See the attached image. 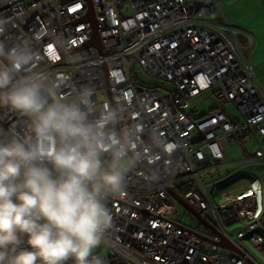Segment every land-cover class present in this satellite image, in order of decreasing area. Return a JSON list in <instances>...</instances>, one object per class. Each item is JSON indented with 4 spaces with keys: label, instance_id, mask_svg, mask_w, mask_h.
Here are the masks:
<instances>
[{
    "label": "built area",
    "instance_id": "obj_1",
    "mask_svg": "<svg viewBox=\"0 0 264 264\" xmlns=\"http://www.w3.org/2000/svg\"><path fill=\"white\" fill-rule=\"evenodd\" d=\"M88 4L97 45L90 44L92 22L83 18ZM238 32L218 0H0V41L33 53L21 74L41 78L89 121L111 117L99 158L109 168L110 145L118 141L123 180L103 198L112 223L104 253L95 251L108 264H259L241 239L264 256V190L255 170L264 171V90L252 48L242 47ZM208 89L213 104L195 115L198 105L190 109L189 99ZM14 139L32 141L30 120L0 105V142ZM221 139L246 154L226 158ZM233 163L237 171L220 178L241 173L243 180L220 189L224 200L214 205L202 194V177ZM168 189L238 252L216 245L203 224H183L194 216L176 209ZM237 221L240 229H225Z\"/></svg>",
    "mask_w": 264,
    "mask_h": 264
},
{
    "label": "clouds",
    "instance_id": "obj_2",
    "mask_svg": "<svg viewBox=\"0 0 264 264\" xmlns=\"http://www.w3.org/2000/svg\"><path fill=\"white\" fill-rule=\"evenodd\" d=\"M32 58L29 47L0 41V105L25 114L33 136L0 142V264H105L95 251L112 223L103 198L123 180L118 141L109 168L99 158L111 117L89 121L21 74Z\"/></svg>",
    "mask_w": 264,
    "mask_h": 264
},
{
    "label": "rangeland",
    "instance_id": "obj_3",
    "mask_svg": "<svg viewBox=\"0 0 264 264\" xmlns=\"http://www.w3.org/2000/svg\"><path fill=\"white\" fill-rule=\"evenodd\" d=\"M219 5L223 11V14L227 22L235 27L236 29H241L246 31L251 35L250 37H245L244 40L239 37L240 34H237L238 39L242 47H251L250 52L251 66L254 71V74L261 85L264 82V10L258 7V2L260 0H218ZM256 38V41L254 39ZM247 40V41H246ZM166 88H170L169 83H164ZM212 89L204 91L201 95L195 96L189 99V108L193 109L194 106L198 105V109L194 112L195 115L200 114L203 110H207L212 106L213 101L211 100ZM229 106V105H227ZM220 147L226 158H238L246 154L243 150L242 145L238 143H228L226 140L221 139L219 141ZM246 147L248 151H253L255 148V143L252 139H248L246 142ZM125 163V162H124ZM238 164L233 163L225 166L223 171H213L210 174L202 177L201 182L205 184V188L202 191V194L207 196L214 205L222 204L223 198H219L217 192L220 189H229L237 186L242 182L243 179H240L241 173H237L233 177H226L221 179L222 172H230L232 170L237 171ZM259 172V176L263 182L264 190V171L255 169ZM235 171V172H236ZM175 191L178 194H182L178 187L175 188ZM176 209L183 215L192 214L185 207L176 203ZM183 224L190 226L191 228L200 227L202 223L195 218L191 220H184ZM242 222L237 221L229 225H225V229L228 232L237 231L242 227ZM204 235L211 238L213 236L212 232L207 228L204 230ZM244 246H246L249 251L257 258V260L264 264V256L258 252L252 243L249 240H242ZM104 248L103 242L98 246V249L101 251ZM105 264H108L105 262Z\"/></svg>",
    "mask_w": 264,
    "mask_h": 264
},
{
    "label": "water",
    "instance_id": "obj_4",
    "mask_svg": "<svg viewBox=\"0 0 264 264\" xmlns=\"http://www.w3.org/2000/svg\"><path fill=\"white\" fill-rule=\"evenodd\" d=\"M85 19L89 20L90 22H92L93 24V34H92V39L90 41V44H94L97 45V32H96V26H95V22L93 20V14H92V10H91V6L90 4H88V9H87V13L84 15ZM168 193L172 196L173 199H175L180 205H182L183 207H185L188 211H190L192 213L193 216H195L196 219H198L209 231L212 232L213 235L216 236V239H212L213 242L223 248H227L230 249L232 251H236L238 252L236 246L229 240H227L226 238H224L208 221H206L204 218L201 217V215L195 211H193L191 208H189L183 201L182 197L179 196L175 191H173L172 189H168Z\"/></svg>",
    "mask_w": 264,
    "mask_h": 264
},
{
    "label": "crops",
    "instance_id": "obj_5",
    "mask_svg": "<svg viewBox=\"0 0 264 264\" xmlns=\"http://www.w3.org/2000/svg\"><path fill=\"white\" fill-rule=\"evenodd\" d=\"M261 2H258V7H259V10L260 9H263L264 10V0H260ZM239 30H241V29H239ZM242 32H244V33H246L247 35H249L250 37H251V35L249 34V33H247L246 31H243V30H241ZM242 32H238L237 34H240L241 36H239L241 39H242V41H245L244 40V38L246 37V35H244ZM249 36H247V37H249ZM253 37V36H252ZM251 37V38H252ZM237 38H238V36H237ZM254 39V38H253ZM255 41H256V38L254 39ZM247 41V40H246ZM250 61H251V58H250ZM261 85V84H260ZM262 86V88H263V90H264V82H263V85H261ZM199 115V114H198ZM263 228H264V226H263ZM102 250V253H104V249H101ZM249 250V249H248ZM100 253H101V251H99ZM253 255V254H252ZM254 256V255H253ZM255 257V256H254ZM255 259L257 260V258L255 257ZM258 261V260H257ZM259 262V261H258ZM196 264H200V263H196ZM259 264H261L260 262H259Z\"/></svg>",
    "mask_w": 264,
    "mask_h": 264
},
{
    "label": "trees",
    "instance_id": "obj_6",
    "mask_svg": "<svg viewBox=\"0 0 264 264\" xmlns=\"http://www.w3.org/2000/svg\"><path fill=\"white\" fill-rule=\"evenodd\" d=\"M245 173H246V172H245ZM243 175H247V176H248V174H244V173H243ZM263 226H264V222H263ZM109 264H117V263H112V262H111V263H109Z\"/></svg>",
    "mask_w": 264,
    "mask_h": 264
},
{
    "label": "snow or ice",
    "instance_id": "obj_7",
    "mask_svg": "<svg viewBox=\"0 0 264 264\" xmlns=\"http://www.w3.org/2000/svg\"><path fill=\"white\" fill-rule=\"evenodd\" d=\"M168 147H169V148H171V147H172V145H168Z\"/></svg>",
    "mask_w": 264,
    "mask_h": 264
}]
</instances>
